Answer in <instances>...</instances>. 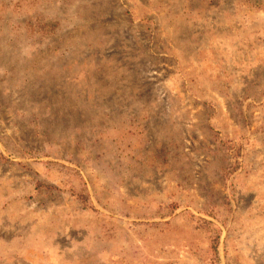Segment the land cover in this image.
<instances>
[{
  "label": "rangeland",
  "instance_id": "obj_1",
  "mask_svg": "<svg viewBox=\"0 0 264 264\" xmlns=\"http://www.w3.org/2000/svg\"><path fill=\"white\" fill-rule=\"evenodd\" d=\"M0 264H264V0H0Z\"/></svg>",
  "mask_w": 264,
  "mask_h": 264
}]
</instances>
